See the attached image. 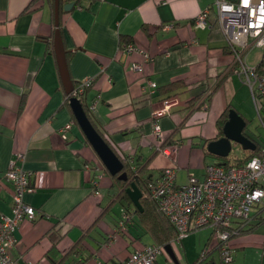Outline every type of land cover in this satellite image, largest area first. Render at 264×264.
I'll return each instance as SVG.
<instances>
[{"label": "crops", "instance_id": "1", "mask_svg": "<svg viewBox=\"0 0 264 264\" xmlns=\"http://www.w3.org/2000/svg\"><path fill=\"white\" fill-rule=\"evenodd\" d=\"M29 3L0 0V217L13 215L14 186L6 172L20 167L30 178L25 201L38 214L35 220L20 222L11 254L18 264H53L46 255L49 249L56 243V258H62L82 236L83 229L112 202L115 188L111 187L110 176L104 175L99 182L102 194L95 192L96 186H91L95 171L89 161L95 156L94 150L79 125L62 131L72 113L65 103L66 91L54 50L55 6L52 18L47 1L35 11H29ZM214 5L215 0H80L65 11L60 28L66 52L70 51L67 63L72 80L103 74L88 92L87 101L97 100L95 118L119 152L143 163L149 160L148 172L176 166L180 184L188 182L191 174L203 177L205 166L215 160L208 159L202 144L221 136L218 119L227 104L238 98L242 86L248 85L257 105L244 73L235 66L234 52L227 48ZM208 7L212 13L206 26L189 25L190 19ZM120 34L133 36V49L119 53ZM249 50L244 56L246 63L257 65L262 55L248 63ZM149 59L151 62H146ZM136 62L143 63V70L134 68ZM227 72L208 106L195 109L187 117L189 99L215 86ZM177 77L184 78L186 89L174 97L178 103L160 118L162 137L176 140V159L171 164L156 165L153 161L159 153V142L152 133L151 115L161 107L164 96L156 94L157 89L149 93L146 78L159 86ZM23 96L25 102L20 109ZM144 137L154 150L152 155L143 152ZM187 154L189 163L185 164ZM198 163L204 165L201 172L196 168ZM106 196L109 200L104 204ZM101 222L107 224L104 218ZM99 228L95 227L83 242L84 249L93 252L86 264H116L135 248L154 243L149 234L144 239L145 234L128 245L112 229H106L105 234ZM76 231L79 235L75 239L68 236ZM104 234L110 239L106 240ZM206 240L202 237L193 246L188 234L181 242L169 244L170 248L163 246L156 264H177L171 253L179 264H190ZM230 245L232 264H264V232L237 235L230 239ZM183 248L186 259L181 260L178 252ZM214 255L206 260L220 264V256L218 261Z\"/></svg>", "mask_w": 264, "mask_h": 264}, {"label": "built area", "instance_id": "2", "mask_svg": "<svg viewBox=\"0 0 264 264\" xmlns=\"http://www.w3.org/2000/svg\"><path fill=\"white\" fill-rule=\"evenodd\" d=\"M214 6L216 19L228 44L234 50V61L238 64L239 72L244 73L260 110L264 107V66L259 69L257 65H248L244 56L253 46L264 48V0H215ZM211 13L210 7L202 10L194 18V24L206 26ZM133 48L132 43L127 46L128 50ZM133 66L143 70L142 62H136ZM94 78L93 76L80 80L76 94L78 98V94L84 93ZM156 86L152 78H146L145 89L148 88L149 93H153ZM96 103L95 99L90 103V108L94 109ZM177 103L178 100L174 98L164 99L161 107L152 112V133L157 140L162 139L161 116L171 111ZM73 120L66 123L62 131L69 130L74 124ZM177 148L176 142L157 146L159 151L174 161ZM94 169L100 173H95L99 180L104 174L101 164L96 162ZM6 176L14 186V201L13 215L0 217V264H18L11 254L18 241V226L24 219H36L38 211L26 202L24 197L30 190L29 173L14 166L6 172ZM188 179L186 183H178L177 167L166 166L151 190L152 196L159 201L162 212L177 229V237L173 242H181L182 237L199 227H208L214 230L213 241L220 245V264H231L233 256L228 230L230 223L236 218L246 220L264 206V142L260 144V153L244 165L226 166L212 162L205 166L203 177L191 174ZM95 192L100 194L101 190L96 188ZM161 249V245L146 244L135 248L116 264H156Z\"/></svg>", "mask_w": 264, "mask_h": 264}, {"label": "trees", "instance_id": "3", "mask_svg": "<svg viewBox=\"0 0 264 264\" xmlns=\"http://www.w3.org/2000/svg\"><path fill=\"white\" fill-rule=\"evenodd\" d=\"M47 1V3L50 6V10L52 13V18L54 17V6H55V0H30V3L28 4L27 8H29V11H35L39 7H41L44 2ZM73 3V8L80 2V0H60L59 3V26L62 28V19L63 16L66 14L64 10V6L67 3ZM27 10V9H26ZM69 12V11H68ZM194 23V18L190 19L189 25H193ZM163 25V23H162ZM152 29L156 30L157 27L152 25ZM143 29L147 30L148 25L146 23L143 24ZM129 43L134 44V38L133 36H129L126 34H120L119 36V53H123L125 50H127V46ZM228 44V43H227ZM229 50L234 52L233 48L228 44ZM70 51H67L69 53ZM150 55V54H149ZM150 56H153L151 54ZM235 56V54H234ZM97 58V57H95ZM98 59V58H97ZM67 61H69V54H67ZM150 63V59L146 61ZM235 66L238 67V64L235 63ZM264 66V52L262 54L261 59L257 63V67L259 69L263 68ZM234 69V68H233ZM228 72L225 73L217 82L215 86L212 88H207L201 93L193 96L191 99H189V111L188 115L192 113L195 109H199L202 106L207 107L212 96L214 95L215 91L218 89V87L221 86V84L225 81L227 78ZM103 74L98 75L95 77L92 81V84L88 86L84 93L78 94L80 97V100L82 101L84 108L87 112V115L95 128L100 132L102 137L106 140V142L114 149V151L118 154V156L122 159L124 163V169L127 172V179H119L118 178V173L115 175H112L108 169L105 167L99 156L96 154L95 150L89 143V141L85 137L86 143L92 147L94 150L95 156L93 159H89V161L93 164L92 168L94 169L95 163L98 162L101 164L102 171H104V175L110 176L112 179V184L111 187L115 188V193L114 196L112 197V202L109 203L107 206H104L105 210L111 209L112 205L114 202H120L122 204V210L120 214H116L115 212L112 213L113 219H111V223L107 224L105 222H101V219L103 218L104 211L94 220V222L87 228L83 229L84 233L82 236L77 240L72 243V247L68 249V252L60 258H56L57 254V245L54 243V245L49 249L48 253L46 254L49 259L52 261L53 264H86L88 261L91 260L93 256V252L90 251L89 249H84L86 244L84 245V241L86 236H88L91 231L100 225V230L103 231V233L107 232L108 229H112L113 234L115 235H120L124 237L129 245L133 244L136 241H139L143 235L149 234L152 237V240L156 245H161V246H166L169 244H173V239L177 237V229L175 228L174 224L170 221V219L162 212L160 208L159 201L154 198L151 194V190L154 184L157 183L159 178L162 175L163 167L162 169L159 170V172L155 173L154 172H148V165H149V160L145 163L143 161H138L137 159H132V161L123 155L122 153L119 152V149L116 148L114 143L112 142L113 140L109 135L105 133V131L101 128L99 125L97 119L95 118L94 111L93 109L90 108V103L87 101V94L88 92L92 89V86L96 83L99 77H101ZM149 76V74H147ZM74 81V80H73ZM80 85V81H74V89L70 93L65 92V103L69 110L72 113V118L75 120L76 124L77 120L74 116V113L70 107L69 104V99L71 96H76L78 93V88ZM186 81L184 80L183 77H177L174 78L166 83H163L159 86H156L155 90L157 89L158 95H163V99H168V98H174L177 97V95L182 92L184 89H186ZM25 102V96L22 97L21 100V105L20 109L23 107V103ZM232 108V104L228 103L226 108L223 110L221 113L219 119H218V129L220 135L223 133V126L226 120L228 119V114L229 110ZM259 114L264 119V107L259 110ZM264 121V120H263ZM185 122V119L182 120V122L179 124L178 128ZM176 132V131H175ZM252 139L257 143L256 149H244L240 144V147L242 149V154L240 155H232V151L230 154L225 157L221 158L217 155H214L210 153L207 149V143L210 140H205V142L202 144L203 149L205 150L206 156L214 157L216 160L213 162L215 163H221L225 164L226 166H241L244 165L249 159H251L254 155L260 153V144H262L264 141H258V138L253 137L251 135ZM170 141H175L172 139V136L169 137L168 139L163 138L159 141V144L157 146H161V144H166V143H171ZM153 149H156L154 146H152ZM159 150V149H156ZM96 175L100 174L99 172L95 171L94 176L91 180L92 184L91 186L95 185L98 187V184L100 182L95 177ZM98 181V183H97ZM135 183L136 186L141 190L142 195L140 197V202L142 209L138 208L137 206L134 205L131 197L129 196V193L127 192V188L131 186L132 183ZM97 183V185H96ZM29 186H30V178H29ZM31 187V186H30ZM44 216V214L40 215L39 219ZM35 220V219H34ZM111 224V226H109ZM262 224H264V206H261L254 214L253 216H250L248 219L244 220L241 218H236L232 220V223H230L228 230L230 231V236L229 238H233L237 235L245 234V233H250L255 230H257ZM202 227H199L200 229ZM107 229V231H106ZM197 229V230H198ZM191 233V232H190ZM106 234V233H105ZM103 235L106 240H109L110 237L108 235ZM213 235H214V230L211 229V233L207 237V240L202 247L200 253L198 256L194 259L193 264H203L209 256L214 255V253L218 252L220 256V245L218 242L213 241ZM129 239V241H128ZM150 244V243H147ZM144 246V245H142ZM100 247V246H99ZM138 248V247H137ZM92 250V249H91ZM97 250V248H96ZM70 259V260H68ZM68 260V261H67ZM233 263V261H232ZM231 263V264H232ZM101 264H109L108 261H104Z\"/></svg>", "mask_w": 264, "mask_h": 264}, {"label": "water", "instance_id": "4", "mask_svg": "<svg viewBox=\"0 0 264 264\" xmlns=\"http://www.w3.org/2000/svg\"><path fill=\"white\" fill-rule=\"evenodd\" d=\"M59 3L60 0H55V25L57 28L54 35V50L64 89L66 93H70L74 89V81L72 80L69 72L66 48L59 27ZM72 7V2L67 3L64 6V10L69 11ZM69 104L79 127L83 131L86 139L89 141L108 171L112 175L118 173L119 179H127L128 176L127 172L123 170L124 163L122 159L106 142L100 132L95 128V126L89 119L80 98H78L77 96H71L69 99ZM246 125V118L236 109L230 108L228 119L223 126L222 135L216 139H211L210 141H208V151L221 158H225L232 151L233 142L239 143L244 149L255 150L257 143L252 139L251 133L247 132ZM127 192L129 193V196L131 197L134 205L142 209L140 202L142 192L134 182L127 188ZM167 248H170V245H167ZM171 255L174 261L179 264L176 255L174 253H171ZM203 264H217V262L215 260H206Z\"/></svg>", "mask_w": 264, "mask_h": 264}, {"label": "rangeland", "instance_id": "5", "mask_svg": "<svg viewBox=\"0 0 264 264\" xmlns=\"http://www.w3.org/2000/svg\"><path fill=\"white\" fill-rule=\"evenodd\" d=\"M162 33L167 34L168 32H162ZM263 52H264V48L261 46H256L253 49L249 50V53H248L249 56L247 58V62L248 63L249 62L254 63L255 60L256 61H257V59L259 60V58L261 57ZM240 90H241V92L239 93L238 98L235 99L234 103L232 104V108L236 109L238 112H241L243 114V116L246 118V120H247V125H246L247 132L251 133V135L253 137H255V138L257 137L258 141H260V140L264 141L263 119L258 112L257 105L254 102V99H253L252 94L248 88V85L245 87L242 86ZM158 142H159V140H158ZM148 143L149 142L144 137L142 140L143 152L146 155H152L154 153V150H150ZM241 154H242V149H241L239 143L233 142L232 155H240L241 156ZM186 158L187 159L185 161V164H188L189 163V154H187ZM212 158H213V160L214 159L216 160V158H214V157H210V156L208 157V159H211V160H212ZM132 159H134V158H132ZM132 159H130V160L132 161ZM171 161H172L171 157L165 155L162 151H159V153L157 154V156L155 157L153 162L156 165H161V164H163V162H167L168 164H171ZM192 162H193V160H192ZM196 168L199 172H201V169L204 168V165L202 163H198ZM102 177H103V175H102ZM98 186H99V184H98ZM98 189H100V186L98 187ZM101 194H102V191H101ZM108 200H109V196L108 197L106 196L103 199V203L104 204L107 203ZM121 208H122V204L117 201V202L113 203L112 208L110 210L109 209L108 210L102 209V211L105 212L103 215L104 220L106 222H109L110 219H113L111 212H115L116 214H120ZM257 231L264 232V224H262L257 229ZM209 232H210V228L202 227L198 230H195V231H192L191 233H189L191 235L192 245L194 246V244L196 242L199 243L200 239H202V237L207 238ZM57 233L60 234L59 231H57ZM94 234L100 235L98 232H94ZM78 235H79V232L76 231L71 235L69 234L68 236H70L72 239H75ZM87 238L89 239V236H86L85 239H87ZM148 238H149V235L146 234L144 236V239H148ZM200 251H201V249L198 251V254L200 253ZM178 254H179V257L181 258V260L186 259V257L184 256L185 248L180 249V253L178 252ZM164 255H166L169 258L167 253H164ZM195 256H197V254ZM195 256H194V258H195ZM214 256H215V259L219 261V253L216 252ZM192 262H193V260L190 262V264H192Z\"/></svg>", "mask_w": 264, "mask_h": 264}, {"label": "flooded vegetation", "instance_id": "6", "mask_svg": "<svg viewBox=\"0 0 264 264\" xmlns=\"http://www.w3.org/2000/svg\"><path fill=\"white\" fill-rule=\"evenodd\" d=\"M72 119H73V118H72ZM73 121H74V124H76L75 120H73ZM74 124H73V125H74ZM73 125H72V126H73Z\"/></svg>", "mask_w": 264, "mask_h": 264}, {"label": "snow or ice", "instance_id": "7", "mask_svg": "<svg viewBox=\"0 0 264 264\" xmlns=\"http://www.w3.org/2000/svg\"><path fill=\"white\" fill-rule=\"evenodd\" d=\"M246 2H247V0H246Z\"/></svg>", "mask_w": 264, "mask_h": 264}]
</instances>
